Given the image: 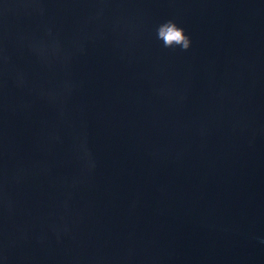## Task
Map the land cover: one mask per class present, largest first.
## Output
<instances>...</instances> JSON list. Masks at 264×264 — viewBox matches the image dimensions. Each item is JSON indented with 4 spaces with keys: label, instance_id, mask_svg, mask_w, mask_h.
<instances>
[{
    "label": "water",
    "instance_id": "water-1",
    "mask_svg": "<svg viewBox=\"0 0 264 264\" xmlns=\"http://www.w3.org/2000/svg\"><path fill=\"white\" fill-rule=\"evenodd\" d=\"M123 8L122 35L72 68L81 82L72 103L98 165L73 201L76 240L22 243L8 264H264V0H125ZM168 19L192 38L188 52L156 41L155 26ZM59 22L70 33L71 21ZM26 66L37 82L60 78ZM153 83L172 95L154 96ZM75 118L78 127L79 111ZM55 125L53 110L35 101L27 116L0 118V142L6 135L22 158L56 165L70 139L65 132L63 145H47ZM73 171L55 166L25 184L18 199L30 215L16 222L36 231L51 222L63 191L53 182Z\"/></svg>",
    "mask_w": 264,
    "mask_h": 264
},
{
    "label": "clouds",
    "instance_id": "clouds-1",
    "mask_svg": "<svg viewBox=\"0 0 264 264\" xmlns=\"http://www.w3.org/2000/svg\"><path fill=\"white\" fill-rule=\"evenodd\" d=\"M124 3L125 0H0V118L27 116L34 102L40 101L56 116V125L47 134L45 143L51 147L63 145L65 132L70 139L67 153L56 165L48 159L22 158L9 145L6 135L0 142V259L5 264L9 261V249L22 243L46 249L53 242L64 246L76 240V228L82 217L75 212L73 201L83 187L90 185L98 165L87 147L83 109L72 103L81 87V82L72 76V68L88 54L90 47L108 35H122ZM60 19L71 21L70 33H65ZM142 32L143 20L138 25L137 39ZM154 32L163 49L188 52L192 48V38L175 19L158 23ZM114 43L120 46L118 40ZM27 64L53 76L59 74L60 78L52 83L37 82ZM151 91L160 98L172 95L167 83H153ZM185 99L182 93L177 101L182 103ZM55 166L75 168L53 182L54 187L59 184L63 189L57 202L59 213L39 231L17 223L21 214L30 215L21 208L20 190L41 176L51 177ZM260 243L264 244V238H260Z\"/></svg>",
    "mask_w": 264,
    "mask_h": 264
}]
</instances>
